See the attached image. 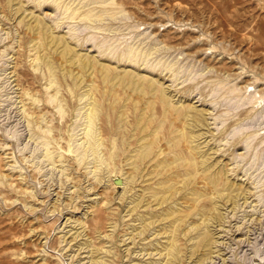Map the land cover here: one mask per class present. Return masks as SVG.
<instances>
[{
  "label": "rangeland",
  "instance_id": "rangeland-1",
  "mask_svg": "<svg viewBox=\"0 0 264 264\" xmlns=\"http://www.w3.org/2000/svg\"><path fill=\"white\" fill-rule=\"evenodd\" d=\"M0 264H264V0H0Z\"/></svg>",
  "mask_w": 264,
  "mask_h": 264
},
{
  "label": "bare ground",
  "instance_id": "bare-ground-1",
  "mask_svg": "<svg viewBox=\"0 0 264 264\" xmlns=\"http://www.w3.org/2000/svg\"><path fill=\"white\" fill-rule=\"evenodd\" d=\"M170 224V223H169Z\"/></svg>",
  "mask_w": 264,
  "mask_h": 264
}]
</instances>
